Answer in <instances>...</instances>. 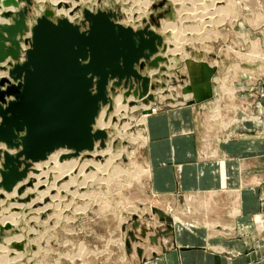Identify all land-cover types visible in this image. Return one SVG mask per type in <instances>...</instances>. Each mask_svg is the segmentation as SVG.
<instances>
[{
  "label": "rangeland",
  "instance_id": "rangeland-1",
  "mask_svg": "<svg viewBox=\"0 0 264 264\" xmlns=\"http://www.w3.org/2000/svg\"><path fill=\"white\" fill-rule=\"evenodd\" d=\"M3 1L2 25L14 24L27 8L26 29L16 36L17 57L8 55L6 66L7 61H25L23 49L29 48L31 28L45 8L52 11L47 17L53 22L67 18L74 24L84 21L85 10L111 12L113 21L124 27L152 29L166 48L158 45L149 55L152 63L138 70L148 79L146 92L154 98L149 103L143 100L147 94L140 98L141 79L130 88L124 79L118 86L108 81L112 108L103 106L93 126L107 132L105 147L96 141L94 150L78 155L58 148L33 164L13 191L0 186V264L155 262L158 255L151 247L159 237H170L172 230L152 209H164L176 218L179 212L149 186L151 167L143 152L151 115L194 107L211 151L219 150L216 142L226 143L234 136V125L242 119L255 120L240 130L239 137H264V126L254 122L264 124V0ZM87 25L85 21L80 30ZM4 43L12 45L10 39ZM2 77L18 83L7 71L0 70ZM4 98L3 106L13 96ZM5 150L14 155L0 142L3 170ZM136 222L149 228L145 236Z\"/></svg>",
  "mask_w": 264,
  "mask_h": 264
},
{
  "label": "water",
  "instance_id": "water-1",
  "mask_svg": "<svg viewBox=\"0 0 264 264\" xmlns=\"http://www.w3.org/2000/svg\"><path fill=\"white\" fill-rule=\"evenodd\" d=\"M26 12L27 8L20 11L14 24H0V70L18 79L17 84H12L0 78V142L14 150V155L3 151L0 186L6 191L26 177L32 163L44 160L55 149L66 148L77 155L92 150L96 141L103 147L106 132L93 126L103 106L112 108L108 81L113 79L118 86L122 79L124 85L131 77L138 82L141 79L142 98V93L147 94L148 79L138 74L133 65L140 57L148 59L161 43L160 37L147 28L135 31L115 23L111 12L85 10L84 21L74 24L66 18L53 22L47 17L52 11L45 8L31 28L25 61H7L6 66L8 55L17 57L16 36L26 29ZM85 21L87 28L80 30ZM5 39H10V47L5 45ZM10 95L13 99L3 106L4 97ZM152 210L161 220L172 221L158 208ZM143 229L142 226L141 236H145Z\"/></svg>",
  "mask_w": 264,
  "mask_h": 264
},
{
  "label": "crops",
  "instance_id": "crops-1",
  "mask_svg": "<svg viewBox=\"0 0 264 264\" xmlns=\"http://www.w3.org/2000/svg\"><path fill=\"white\" fill-rule=\"evenodd\" d=\"M193 112L162 110L147 127L149 186L179 212L174 218L185 229L180 244L175 231L159 237L150 264H264V137H239L255 120L242 119L234 125L237 137L211 151Z\"/></svg>",
  "mask_w": 264,
  "mask_h": 264
},
{
  "label": "bare ground",
  "instance_id": "bare-ground-1",
  "mask_svg": "<svg viewBox=\"0 0 264 264\" xmlns=\"http://www.w3.org/2000/svg\"><path fill=\"white\" fill-rule=\"evenodd\" d=\"M67 19V18H66ZM68 21H70L69 19H67ZM71 22V21H70ZM121 24V23H120ZM150 29V28H149ZM151 31H153L152 29H150ZM154 32V31H153ZM155 33V32H154ZM22 34H23V32H22ZM21 34V35H22ZM157 34V33H156ZM159 37H160V39L162 40V38H161V36L159 35V34H157ZM160 45H163L164 46V48H166V45H165V43H160ZM7 60V59H6ZM152 63V62H151ZM128 94V93H127ZM154 98H153V95H151V94H147L146 95V97L145 98H143V100L145 101V103H149L150 101H152ZM100 112V111H99ZM98 117V116H97ZM97 117H96V121H97ZM96 121H95V124H96ZM98 130H103V129H98ZM103 131H105V130H103ZM106 132V131H105ZM106 136H107V132H106ZM96 145V144H95ZM95 145H94V148H95ZM103 147H105V144H104V146ZM94 148L92 149V150H94ZM56 150V149H55ZM85 151V150H84ZM11 152H13V151H11ZM82 152V151H81ZM49 155V154H48ZM78 155V154H77ZM50 156V155H49ZM49 156H47L44 160H46ZM38 162H40V161H38ZM38 162H35V163H38ZM35 163H32L31 164V166L29 167V169H31V167H32V165L33 164H35ZM63 163V162H62ZM66 163V162H65ZM29 169H28V171H29ZM28 171H27V174H28ZM26 174V175H27ZM19 182V181H18ZM17 182V183H18ZM39 182V181H38ZM16 183V184H17ZM16 184H15V186H16ZM14 186V187H15ZM14 187L9 191V192H11V191H13V189H14ZM211 193V192H210ZM216 193V192H215ZM215 193H213V194H215ZM212 194V195H213ZM217 194L218 193H216V196H217ZM211 195V194H210ZM211 198V197H210ZM211 201V200H210ZM191 202V201H190ZM209 202V201H208ZM215 203V202H214ZM184 204V203H183ZM185 205V204H184ZM209 205H210V203H209ZM211 207H212V204L210 205ZM209 207V206H208ZM154 208H157V207H154ZM153 208V209H154ZM192 208V207H191ZM159 210H161V212L164 214V215H166V216H169V217H171V222L169 223V225H170V227L172 228V231H175L177 234H178V241H177V244L179 243H181V241H182V238H181V233H182V236H183V231L185 230L184 229V227H182V226H179V224L177 223V221H176V219L172 216V215H170V214H167L164 210H162V209H160V208H158ZM212 209V208H211ZM210 209V210H211ZM209 210V209H208ZM209 210V211H210ZM213 211H215V210H213ZM157 214V213H156ZM138 224L136 225V228L137 227H141V229H142V225H140L139 224V222H137ZM143 228L145 229H143L145 232H147L148 233V231H149V228L148 227H146L145 225H143ZM6 248V247H5ZM223 250V249H222ZM11 259V258H10Z\"/></svg>",
  "mask_w": 264,
  "mask_h": 264
},
{
  "label": "flooded vegetation",
  "instance_id": "flooded-vegetation-1",
  "mask_svg": "<svg viewBox=\"0 0 264 264\" xmlns=\"http://www.w3.org/2000/svg\"><path fill=\"white\" fill-rule=\"evenodd\" d=\"M155 53V52H154ZM152 55V54H151ZM153 56V55H152ZM151 56V57H152ZM141 58V57H140ZM138 59V61H137V63H134V69H135V71L139 74V72H138V70H141V69H143L146 65H148L149 66V63H151L150 61L152 60V58H150V60L149 59H146V60H141V59ZM151 65H153V64H151ZM157 65H158V63H157ZM132 84L133 85V83H136V85H139V83H138V81H134V79L131 77L130 79H129V82H128V85L129 84ZM139 87V86H138Z\"/></svg>",
  "mask_w": 264,
  "mask_h": 264
},
{
  "label": "built area",
  "instance_id": "built-area-1",
  "mask_svg": "<svg viewBox=\"0 0 264 264\" xmlns=\"http://www.w3.org/2000/svg\"><path fill=\"white\" fill-rule=\"evenodd\" d=\"M23 50H24V53H25V50H26V49H23ZM23 58H25V57H23Z\"/></svg>",
  "mask_w": 264,
  "mask_h": 264
}]
</instances>
